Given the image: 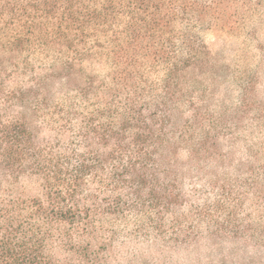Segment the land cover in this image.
Listing matches in <instances>:
<instances>
[{"label": "trees", "instance_id": "obj_1", "mask_svg": "<svg viewBox=\"0 0 264 264\" xmlns=\"http://www.w3.org/2000/svg\"><path fill=\"white\" fill-rule=\"evenodd\" d=\"M262 24L264 0H0V264H181L204 242L187 264H264V220L238 214L264 204V144L234 158L256 85L221 99L202 35Z\"/></svg>", "mask_w": 264, "mask_h": 264}, {"label": "rangeland", "instance_id": "obj_2", "mask_svg": "<svg viewBox=\"0 0 264 264\" xmlns=\"http://www.w3.org/2000/svg\"><path fill=\"white\" fill-rule=\"evenodd\" d=\"M202 35L204 37L203 39L216 55L220 69L226 76L225 79L221 81V99L226 96L229 97V92L232 91L233 94L231 95L228 104H237L240 94L234 89L232 77H239L246 81L254 82L256 85L253 97L259 104L256 107L261 110L259 114V118H261L254 126L251 125V122H248L250 118L247 119V122L243 125L248 128L245 130L241 129L238 133L241 136V142L236 146L234 158L235 160H241L246 157L244 149L247 144H264V24L257 29L255 40H245L244 36H235L217 28L210 31H204L202 32ZM260 158L264 161V147ZM238 214L241 219H246L247 216L253 220H264V204L250 201L244 206V208L239 210ZM227 245L228 246H223L224 248L222 251L228 250L230 244ZM151 249H153V255H158L160 252L158 248H150L149 250ZM252 253L253 251L251 250L250 253L244 252L240 255L242 257H249ZM198 254L202 255L201 258L209 256V245L204 242L191 253L185 252L177 256L175 255L174 260H178V263L181 262V264H187L194 257H197Z\"/></svg>", "mask_w": 264, "mask_h": 264}]
</instances>
